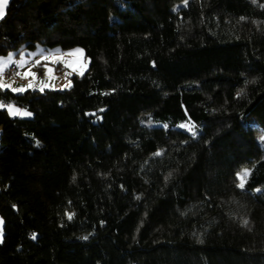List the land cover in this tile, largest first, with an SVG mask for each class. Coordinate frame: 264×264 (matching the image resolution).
I'll use <instances>...</instances> for the list:
<instances>
[{"label":"trees","instance_id":"1","mask_svg":"<svg viewBox=\"0 0 264 264\" xmlns=\"http://www.w3.org/2000/svg\"><path fill=\"white\" fill-rule=\"evenodd\" d=\"M38 44L89 66L0 89V264H264V0H10Z\"/></svg>","mask_w":264,"mask_h":264},{"label":"rangeland","instance_id":"2","mask_svg":"<svg viewBox=\"0 0 264 264\" xmlns=\"http://www.w3.org/2000/svg\"><path fill=\"white\" fill-rule=\"evenodd\" d=\"M39 49H43L44 52L37 54ZM57 50H59L57 52ZM80 50V51H77ZM9 53H13L14 59L16 61L20 60V54L23 53L27 63L23 67L16 66V73L14 76L6 77L2 76L3 81L12 86L10 81L13 79L17 80L20 78L21 81H24L27 88L29 83L34 85V88L31 90H40L44 85V89H55V90H64L71 86V76L83 75L89 66V59L85 54V51L82 47L76 46L70 49H61L59 47H43L41 45L35 46L33 49L23 48L21 50H9L6 53L0 54V57L7 58ZM49 53H54V56H49ZM36 54V55H29ZM48 57L45 59L44 57ZM40 61L39 64L36 62ZM10 65V64H9ZM8 65V66H9ZM16 65V64H15ZM50 70V71H49ZM31 72L35 73V76H28L25 78L24 73ZM19 73V75L17 74ZM14 87L13 89H15ZM7 108V107H5ZM264 137V133L259 135L258 141L264 147V141L260 138ZM3 238V220L0 217V242Z\"/></svg>","mask_w":264,"mask_h":264},{"label":"snow or ice","instance_id":"3","mask_svg":"<svg viewBox=\"0 0 264 264\" xmlns=\"http://www.w3.org/2000/svg\"><path fill=\"white\" fill-rule=\"evenodd\" d=\"M185 3H187V0H185ZM8 4V0H0V20L4 19L5 15H6V6ZM59 50H57L58 52ZM77 51H80V50H77ZM44 50L43 49H39L38 50V53L37 54H40V53H43ZM14 55L13 53H9L7 58H4V57H0V89H9L11 88V85H8L6 84L3 79H2V76H3V73L5 71V69L8 67L9 64H16L17 67H23V65L25 63H27V61L25 60V57H24V54L21 53L20 54V60L19 61H16L14 59ZM30 56L31 55H36V54H29ZM49 56H54L55 54L54 53H49L48 54ZM45 59H47L48 57H44ZM37 64L40 63V61H37L36 62ZM50 71V70H49ZM19 75V73H17ZM24 76L25 78H27L28 76H35V73H31V72H27V73H24ZM47 85H44L40 88L41 91H43V87H46ZM34 88V85L32 83H29L27 88L25 87H21V88H15V89H12L13 92L15 93H23L25 91H27L28 89H32ZM242 94V92H238L237 93V96H240ZM7 107V110L9 111V114L10 115H20V116H31V113L26 111V110H21L19 108H15L14 105H4L3 102H0V108H5ZM167 127V126H165ZM180 128L182 129H186L189 133H191L193 136L196 135V128H195V125L194 124H181L179 126ZM262 141H264V137H261L260 138ZM162 153L160 152H157L155 153L156 156H159L161 155ZM171 175V174H169ZM250 175V171L248 169H244L242 172H239L237 173V178L239 180V183L237 184V187L240 188V189H243L245 187V183L247 181V177ZM74 214H68V219H72V216ZM245 223H247V221H245ZM33 238H35V235H33ZM84 239H87V237H83Z\"/></svg>","mask_w":264,"mask_h":264},{"label":"crops","instance_id":"4","mask_svg":"<svg viewBox=\"0 0 264 264\" xmlns=\"http://www.w3.org/2000/svg\"><path fill=\"white\" fill-rule=\"evenodd\" d=\"M9 1H10V0H8V3H9ZM7 5H8V4H7ZM6 8H7V6H6ZM5 11H6V9H5ZM16 70H17V69H16ZM15 73H16V72H15ZM16 79H17V80L13 79V81H10V82L12 83V86H13L12 88H9L11 91H12V89H13L14 87H16V88L25 87V88H26L24 81H21L20 78H18V76H17ZM0 102H2V101H0ZM3 104H4V105H9V104L13 105L12 103H8V104H7V102H6V103H3ZM14 107L23 110L22 108H20V107H18V106H16V105H14ZM11 116H19V115H11Z\"/></svg>","mask_w":264,"mask_h":264},{"label":"built area","instance_id":"5","mask_svg":"<svg viewBox=\"0 0 264 264\" xmlns=\"http://www.w3.org/2000/svg\"><path fill=\"white\" fill-rule=\"evenodd\" d=\"M15 72H16V65L13 63V64H10L4 71V76L6 77H11V76H14L15 75Z\"/></svg>","mask_w":264,"mask_h":264}]
</instances>
